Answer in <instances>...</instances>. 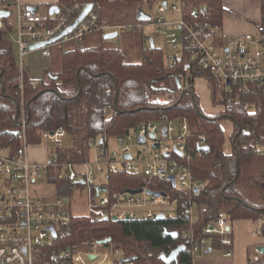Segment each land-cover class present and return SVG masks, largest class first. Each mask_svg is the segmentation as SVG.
Returning a JSON list of instances; mask_svg holds the SVG:
<instances>
[{"label": "trees", "instance_id": "trees-1", "mask_svg": "<svg viewBox=\"0 0 264 264\" xmlns=\"http://www.w3.org/2000/svg\"><path fill=\"white\" fill-rule=\"evenodd\" d=\"M154 2L57 0L56 6L61 13L66 11L74 17L78 13L76 6L91 3L92 11L102 20L110 25H122L110 21L105 15V6L128 4L137 11L142 5L150 7ZM181 3L185 21H207L217 25V37L220 36L224 13L222 0H181ZM13 6L14 0H4L2 5L8 12ZM202 7L206 16L200 13ZM260 9L264 16V0H261ZM1 21L4 26L0 29V146L17 148L23 132L27 143L35 145L40 142V130L62 127L71 135V148L68 149L71 159L79 161L87 156V142L98 134L105 137L126 135L142 123L160 120L161 115L171 119L186 118L190 170L193 177L204 184L200 192L190 194L198 209L192 225L187 219L103 221L88 215L74 216L67 226L57 231V248L75 252L81 242L109 238L110 244L121 252L122 261L132 259L134 264H164L160 257L169 255L183 244L182 230L190 229L199 238L211 240L212 248L218 250L219 239H209L203 230L221 214L231 223L238 219L264 220V153L253 151L259 137L264 136L261 88L251 85L247 91L234 96L231 107H226L227 96L217 91L209 79L210 102L221 110L206 115L192 88L179 89L173 71L166 67L163 51L154 46L144 48L138 62H127L126 52L109 46L103 32L91 33L82 42L50 47L51 55L42 79L30 78L27 68L20 77L16 51L8 38L13 23L9 17ZM260 35L264 36V32ZM178 69H184V65H178L174 72ZM165 94L169 101L164 104L149 98ZM22 104L24 131L21 127ZM226 119L233 124L228 140L222 127ZM202 135L205 136L204 146H198L196 138ZM205 147L207 150H203ZM163 185L169 190L166 184ZM106 186L112 195L142 186L157 189L158 183L117 172L107 175ZM59 188V193L67 188L70 192L63 183ZM173 195L186 199L185 193ZM260 231L264 237V224ZM171 232H176L177 238L167 235ZM261 262L264 264V254ZM176 264H192L188 247L179 253Z\"/></svg>", "mask_w": 264, "mask_h": 264}, {"label": "built area", "instance_id": "built-area-1", "mask_svg": "<svg viewBox=\"0 0 264 264\" xmlns=\"http://www.w3.org/2000/svg\"><path fill=\"white\" fill-rule=\"evenodd\" d=\"M158 1L157 15L134 25H110L91 9L70 33L35 51L49 59L52 46L82 42L95 32L118 34L141 30L147 25L164 37L167 46L165 64L173 71L180 90L192 88L196 92L197 80H205L209 86L210 79L214 88L227 96L226 107H231L234 96L247 91L251 85L261 88L264 94L262 35L246 33L223 37L220 30L217 37V25L207 21L189 23L182 18L181 0ZM170 1L178 5L169 4ZM3 3L4 0H0V10H6ZM88 4L92 6L91 3L76 6L78 13L71 17L69 12L61 13L59 8L56 15H50L49 8L41 13L33 12L23 7L19 0H14L9 12L14 23L8 38L15 47L20 77L25 72L24 59L32 51L30 47L60 35ZM169 11L179 13V19H167ZM200 13L206 16L204 7ZM1 20L0 29L4 26ZM180 64L184 69L174 72ZM149 98L160 104L169 101L168 94L151 95ZM247 107L250 108L249 105ZM20 113L24 131L23 104ZM241 132L246 133V130ZM39 137L40 142L29 145L23 132L17 148L0 146V264H134L132 259L122 261L123 256L118 249L111 244L101 245L100 241L81 242L75 252L57 248V231L74 217L71 214L73 196H83L87 215L98 220H152L163 215L164 220L187 219L190 225L196 221L198 209L190 194L200 192L204 184L197 181L190 170L186 118L171 119L161 115L160 120L142 123L126 135L105 137L98 134L87 142V156L79 161L71 159L68 152L71 135L64 128L40 130ZM204 143L205 136L196 138L198 146H204ZM32 146L42 147V161L31 160L29 148ZM253 151L264 153V136L259 137ZM90 152L94 154L93 162L89 161ZM229 152L228 149L226 153ZM80 167L84 171L77 170ZM117 172L156 181L158 187L142 186L137 188L142 192L134 195L125 191L111 195L106 186L107 175ZM42 179L54 192V197L43 195L38 184ZM61 183L68 186L70 192L67 188L59 193ZM100 187L105 191L98 193L97 188ZM148 190L164 193V196L154 197L146 193ZM173 193H185L186 199L181 200ZM203 231L209 239H219V251L223 257H231L233 229L226 215L221 214ZM259 233V230L254 232L255 235ZM180 236L192 260L196 254L213 250L211 240L199 238L190 229L182 230ZM262 255L255 251L248 264H262ZM90 256L94 258L90 259Z\"/></svg>", "mask_w": 264, "mask_h": 264}, {"label": "rangeland", "instance_id": "rangeland-1", "mask_svg": "<svg viewBox=\"0 0 264 264\" xmlns=\"http://www.w3.org/2000/svg\"><path fill=\"white\" fill-rule=\"evenodd\" d=\"M174 3L178 5L175 1H170L169 4ZM159 4L158 0L148 7L147 5H142L139 10L145 13L146 16H155L157 15V6ZM105 15L110 19V21L117 22V24L122 25H134L137 22V11L136 8L128 4H109L104 8ZM167 19L169 20H178L180 15L179 13L168 12L166 14ZM10 21L14 23V17H9ZM144 31V32H143ZM141 30H131L124 31L117 34L113 39L107 40V44L111 47H118L123 49L126 52L127 62H138L140 59V53L144 48H150L151 42L154 47L159 48L164 53L166 50V44L164 37L158 34L154 29L145 25ZM15 49V47H14ZM48 60H43L36 56L26 57L24 59L25 67L27 68L30 78L37 79L44 77V67ZM198 85L197 95L200 98V107L203 113L207 114H216L218 112V107H214L210 104L204 87L208 90L209 86L205 80H197ZM222 127L224 130V135L228 140L229 135L232 132L233 124L229 119H226L222 122ZM228 145V143H227ZM228 150V148H227ZM69 151V150H68ZM29 156L31 160H42L43 159V149L40 146H32L29 148ZM94 154L93 152L89 153V161L93 162ZM77 170L84 171L83 168H77ZM41 192L46 198L54 197L55 194L51 188L45 185V180L38 182ZM83 196H73L71 201V214L73 216H82L87 215L86 204ZM197 209V206L195 205ZM262 220V219H260ZM233 229V245L234 251L232 252V258L234 259V264H245L247 258L254 256V248L261 243H264V237L261 233L255 235L254 232L257 230L260 231V222L253 220H244L238 219L232 223ZM219 251L213 249L211 255H217ZM248 259V260H249ZM248 263V261H247Z\"/></svg>", "mask_w": 264, "mask_h": 264}, {"label": "crops", "instance_id": "crops-1", "mask_svg": "<svg viewBox=\"0 0 264 264\" xmlns=\"http://www.w3.org/2000/svg\"><path fill=\"white\" fill-rule=\"evenodd\" d=\"M23 7H37V12H44L48 7L56 5L57 0H19ZM109 1H117V0H109ZM222 6L224 8V13L222 16V26H221V35L223 37H230L242 34H260L264 32V16L261 14V0H222ZM144 19L146 22L149 16H146L145 13L137 10V22H143L140 19ZM145 27V26H144ZM143 27V28H144ZM154 29L152 26H148ZM155 30V29H154ZM143 29H141V32ZM144 32V31H143ZM264 37V36H263ZM152 41V40H150ZM154 46V45H153ZM36 56L43 60L46 58L42 57L38 51H31L26 57ZM48 60V59H47ZM263 63H264V45H263ZM48 65V61L45 64L44 69ZM32 78V77H31ZM34 79V78H33ZM37 79H42L37 78ZM198 85L195 83L196 93L198 91ZM206 92V96L210 102V90L204 87ZM211 104V102H210ZM216 107V106H214ZM219 110V108H218ZM219 112V111H218ZM216 112V114L218 113ZM214 115V114H207ZM39 162L40 160H33ZM42 161V160H41ZM257 222H261L262 220L257 219ZM258 246H264V243L258 244ZM219 251V249H218ZM234 251L233 245V234H232V249H231V257H223L221 251L217 253V255H211V252L199 253L196 254L195 258L192 260V264H234V259L232 258V252ZM249 258H247L248 261ZM247 261L245 264H248Z\"/></svg>", "mask_w": 264, "mask_h": 264}, {"label": "water", "instance_id": "water-1", "mask_svg": "<svg viewBox=\"0 0 264 264\" xmlns=\"http://www.w3.org/2000/svg\"><path fill=\"white\" fill-rule=\"evenodd\" d=\"M29 10L33 11V12H37V7H28ZM92 9V6L90 4L86 5L82 12L76 17V19L60 34L58 35L57 37H55L54 39L46 42V43H38V44H35V45H32L30 47V49L32 51H35L37 50L38 48H41L43 46H46L48 44H52L56 41H58L59 39H61L63 36H65L66 34L70 33L76 26L77 24L83 20L86 15L90 12V10ZM48 12L50 15H56L58 12H59V9L56 5H53V6H50L49 9H48ZM10 15V13L6 10H0V20L1 19H5V18H8ZM140 19V17H139ZM141 21H143L144 19H140ZM117 36V33L116 32H112V33H107V34H104L103 38L104 40H109V39H113ZM151 42V47H153V44H152V41ZM163 133H164V130H163ZM153 136H151L152 138ZM203 150H207V148H203ZM170 180L173 181V177H170ZM105 191V188H97V192H104ZM142 190L141 189H136V190H126L125 193L127 194H131V195H134V194H139L141 193ZM197 192V191H195ZM147 194L149 195H152L154 197H159V196H164V193H161V192H151V191H146ZM155 220H164V216L163 215H157L154 217ZM113 221H116V218H112ZM264 224V220H262L260 222V225L262 226ZM52 231V229H50ZM53 233V231H52ZM54 235V233H53ZM167 235L169 237H172V238H177L178 234L176 232H171V233H167ZM111 240L108 238V239H105V240H102L100 241L99 243L101 245H108L110 244ZM186 248L184 245H180L178 246L177 248H175L169 255H162L160 257V260L164 263V264H176L177 262V257L179 255L180 252L184 251ZM208 252H210V250H208ZM256 252L260 253V254H264V246H258L256 248ZM94 257L93 256H90V259H93Z\"/></svg>", "mask_w": 264, "mask_h": 264}]
</instances>
